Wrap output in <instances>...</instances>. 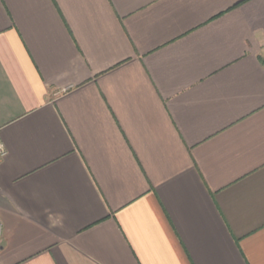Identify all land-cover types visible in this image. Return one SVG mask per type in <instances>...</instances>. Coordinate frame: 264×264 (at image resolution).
<instances>
[{"label":"crops","instance_id":"0c3cea01","mask_svg":"<svg viewBox=\"0 0 264 264\" xmlns=\"http://www.w3.org/2000/svg\"><path fill=\"white\" fill-rule=\"evenodd\" d=\"M0 264H264V0H0Z\"/></svg>","mask_w":264,"mask_h":264},{"label":"built area","instance_id":"2783aa9c","mask_svg":"<svg viewBox=\"0 0 264 264\" xmlns=\"http://www.w3.org/2000/svg\"><path fill=\"white\" fill-rule=\"evenodd\" d=\"M6 156V149L0 139V159H3ZM2 234V224L0 221V235Z\"/></svg>","mask_w":264,"mask_h":264}]
</instances>
